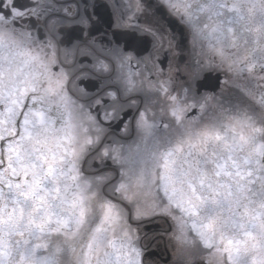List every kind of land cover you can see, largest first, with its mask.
<instances>
[{
	"label": "snow or ice",
	"instance_id": "6c2138e0",
	"mask_svg": "<svg viewBox=\"0 0 264 264\" xmlns=\"http://www.w3.org/2000/svg\"><path fill=\"white\" fill-rule=\"evenodd\" d=\"M0 264H264V0H0Z\"/></svg>",
	"mask_w": 264,
	"mask_h": 264
},
{
	"label": "flooded vegetation",
	"instance_id": "af4514ba",
	"mask_svg": "<svg viewBox=\"0 0 264 264\" xmlns=\"http://www.w3.org/2000/svg\"><path fill=\"white\" fill-rule=\"evenodd\" d=\"M154 226H159L160 227V225H152L150 227L152 228ZM155 256H156L157 260H160L161 258L169 259L171 257V253L170 252H166L165 248H164V244L161 243L160 246L155 249Z\"/></svg>",
	"mask_w": 264,
	"mask_h": 264
},
{
	"label": "water",
	"instance_id": "95a60500",
	"mask_svg": "<svg viewBox=\"0 0 264 264\" xmlns=\"http://www.w3.org/2000/svg\"><path fill=\"white\" fill-rule=\"evenodd\" d=\"M159 226H154V227H152V229H156V228H158Z\"/></svg>",
	"mask_w": 264,
	"mask_h": 264
}]
</instances>
